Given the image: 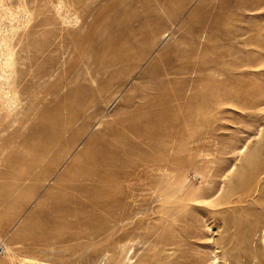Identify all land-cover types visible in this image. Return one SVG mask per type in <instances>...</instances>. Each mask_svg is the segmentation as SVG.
Masks as SVG:
<instances>
[{
    "label": "rangeland",
    "instance_id": "374dc122",
    "mask_svg": "<svg viewBox=\"0 0 264 264\" xmlns=\"http://www.w3.org/2000/svg\"><path fill=\"white\" fill-rule=\"evenodd\" d=\"M2 1L14 9L23 4ZM239 1L85 0L80 13L89 14L86 27L70 30V49L62 44L46 53L44 65L26 80L28 93L10 95L15 114L0 117V264H19L8 244L25 247L26 264H264V0H245L248 8ZM147 7L149 26L135 27L136 35H145L131 41L124 61L110 65L117 60L115 22L138 24ZM45 28L39 25L22 40L20 61L48 47L52 31ZM155 42L162 67L203 43L206 63L181 72L201 78L186 83L187 112L170 109L160 127L148 122L138 137L124 128L127 119L144 117L133 113L147 106L136 94L166 74L140 79L148 61L135 76L130 70ZM56 61L68 70L58 68L47 77L51 81L39 83L35 75ZM11 67L12 77L27 68L21 62ZM215 82L226 86L217 90ZM243 88L255 101L238 93ZM128 98L136 101L130 107ZM56 132L58 145L45 166L73 151L79 164L69 159L59 172L101 178L104 191L97 199L108 202L88 217L90 225L70 226L69 232L92 231L101 221L109 226L107 218L122 213L109 236L54 243L67 225L55 223L51 201L41 195L49 189L58 197L64 190L53 188L52 180L37 194L32 187L43 180L21 179L38 146ZM112 155L121 162L92 164Z\"/></svg>",
    "mask_w": 264,
    "mask_h": 264
},
{
    "label": "bare ground",
    "instance_id": "6f19581e",
    "mask_svg": "<svg viewBox=\"0 0 264 264\" xmlns=\"http://www.w3.org/2000/svg\"><path fill=\"white\" fill-rule=\"evenodd\" d=\"M72 1L73 0H21L23 4L20 5L18 9H14L13 7H5L4 2L0 0V117H3V119L15 114V109L11 106L15 100H12L10 95L15 93H22L25 95L28 93L29 86L26 80L29 75L34 74L36 68H41L44 65L45 59L43 58H45L46 53L56 50L57 46L62 44L70 49L73 43L67 40L71 38L70 30H83L86 27L89 14L82 15L80 13V9L84 6L85 0H82L78 4ZM161 1L162 0H160V2ZM164 1L167 4L168 0ZM244 1L245 0H240L239 3H242L244 7L248 8V1ZM150 12L151 7H147L142 14L138 15L136 18L138 24L131 25L128 22H119L118 20L115 22L116 30L113 35L114 39L112 45L117 48V60L111 61L110 65L124 61L133 50L129 45L131 41L134 39L138 41V36L145 35L140 33L136 35L135 27L139 24L149 26L146 19H148L147 17ZM42 24H46L47 28L41 31H52L48 47L43 49L41 46L34 55L28 54L26 56V60L28 61H20L18 56L22 54V40L27 38L29 34L36 32V27ZM172 24L174 25V22H172ZM157 45L158 42H155L141 57V60L139 62L137 61L130 70L133 72V76H135V74L140 71L142 65L148 61L147 67H145L140 75V79L148 80L150 78L151 80H155L158 74H166L165 79L156 82V85L151 88L136 94V98L139 97L136 99L137 102L142 104L146 103L147 106L143 108L137 106L134 112L133 110L131 111L133 113H142L141 116H144L142 119H145L138 120V122L135 121V118L130 120L127 119L124 123V128L128 129L132 135L138 137L142 136L144 133L142 129L146 130L145 126L148 122L152 127H160L162 115H166L170 109L178 108L187 112L188 96L187 93H185L187 91L186 83L190 82V79L198 82L201 78L200 76L196 78H188L184 75L181 76V72L185 73L190 70H200L206 63L205 55L201 53L204 49H208V47L206 43H203L201 50L184 52L187 54V58L180 59L177 64L174 62L170 64V60H167L164 63L165 67H162L159 63L162 51L158 55L155 53ZM191 52L192 54H190ZM20 62L27 66V68H25L26 70L20 68L18 71H14L15 75L13 77L10 76L9 73L13 71L11 66ZM105 63L108 64L107 61ZM161 67L162 69H160ZM58 68L62 69L63 72L68 70L67 68H62L59 61H56L54 65L45 70L46 72L44 71L35 76L39 79V83L51 81L48 80L47 77L51 78ZM225 86V83H214V88L217 90ZM124 88L125 86H122L117 89L115 97L119 96ZM230 91L233 92V90ZM250 92V89L246 88L238 91V93L245 98L249 97L251 101H255L254 96H249ZM223 94L226 95L228 92ZM135 102L136 101L128 98L126 100V106L130 107ZM132 114L129 113L130 116H133ZM152 123H156V126ZM90 130L89 128L84 136H86ZM58 135L59 132H56V137L54 139L38 146L39 154L33 158L30 168L23 173L21 179L24 181L32 179L43 180L41 184L32 187L37 194H39L52 180L55 183L53 188L64 190L58 197H52V191L49 189L41 195L42 198L51 201V210L56 212L55 223L57 225L61 223L67 225L65 232L53 238L54 243H67L79 237L98 238L103 235L109 236L115 227L123 221L122 213L108 217L107 219H110L112 222L109 226H106L104 222L101 221L92 231L84 230L77 234H73L72 231L69 232L70 226L76 225L84 227L85 225H90L91 221L88 217L92 218L95 213L104 208L108 202L107 200L97 199L99 192L104 191V188L101 186V182L103 181L101 178L94 174L90 176L87 171H82L81 173H75L74 171L69 173L66 171L59 172L64 163L69 159L76 162V166L79 164L78 160L80 157L78 154L74 156L73 151H69L62 158L60 154H58V156L53 159L51 167L47 168L45 166L48 160L53 157L54 148L58 145ZM93 139L94 136L88 138L86 144H89ZM114 147L116 150L118 147L117 144H114ZM198 150L202 151L200 147H198ZM120 162L118 156L112 155V157L107 156L103 159H97V161L92 162V164L95 166H103ZM41 200L43 199L39 201ZM23 243L28 245L27 242ZM7 248L12 261L19 262V264H26V260L29 259V256L22 257L23 249L26 251L25 247L21 248V246L8 244ZM192 264L198 263L193 262Z\"/></svg>",
    "mask_w": 264,
    "mask_h": 264
}]
</instances>
